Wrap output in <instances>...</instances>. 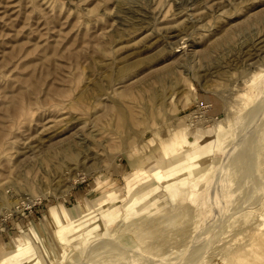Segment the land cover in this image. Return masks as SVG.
Returning a JSON list of instances; mask_svg holds the SVG:
<instances>
[{"label": "rangeland", "instance_id": "rangeland-1", "mask_svg": "<svg viewBox=\"0 0 264 264\" xmlns=\"http://www.w3.org/2000/svg\"><path fill=\"white\" fill-rule=\"evenodd\" d=\"M0 264H264V0H0Z\"/></svg>", "mask_w": 264, "mask_h": 264}, {"label": "bare ground", "instance_id": "bare-ground-1", "mask_svg": "<svg viewBox=\"0 0 264 264\" xmlns=\"http://www.w3.org/2000/svg\"><path fill=\"white\" fill-rule=\"evenodd\" d=\"M166 152H168L169 153V151H168V149L166 148V149H164L162 152H159L158 153V162L157 163H153L152 165H151V171H152V173H154V175H155V177H154V179L156 180V181H158V182H164V181H167V179L168 180H170V179H172L174 176H176V175H183L184 173H185V171H187V170H189L191 167H193V165L195 164V162H194V159H195V157L194 156H188V157H186L185 159H186V162H187V164H186V166L184 167V168H182V169H179V170H176V171H173V172H169V173H167V174H165V173H163V172H161L162 170H161V168L164 166V161H165V159H166ZM177 151H173V152H171V153H176ZM188 154V153H187ZM176 157V156H175ZM176 160V159H175ZM137 200V199H136ZM19 255V254H18ZM21 257V256H20ZM13 263V262H12Z\"/></svg>", "mask_w": 264, "mask_h": 264}]
</instances>
